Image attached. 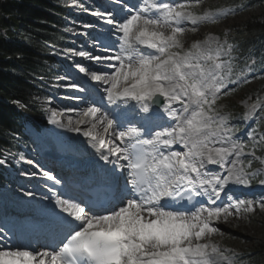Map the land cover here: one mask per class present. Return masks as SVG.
I'll return each instance as SVG.
<instances>
[{
	"label": "snow or ice",
	"instance_id": "obj_1",
	"mask_svg": "<svg viewBox=\"0 0 264 264\" xmlns=\"http://www.w3.org/2000/svg\"><path fill=\"white\" fill-rule=\"evenodd\" d=\"M202 4L77 5L93 19L83 23L84 32L66 31L87 40L63 51L72 63L52 90L68 89L61 103H79L58 111L49 97L45 111L48 123L85 138L95 163L69 182L32 159L16 160L38 169L19 175L38 178L34 187L46 191L37 200V191L21 187L36 200L38 236L25 244L0 232V264H243L216 237L229 218L264 212V197L231 194V186H264V125L241 139L243 129L230 123L220 102L249 77L264 79V59L241 64L227 33L186 44L187 33L234 15L251 0L201 10ZM249 99L243 119L258 110L264 120V99Z\"/></svg>",
	"mask_w": 264,
	"mask_h": 264
},
{
	"label": "trees",
	"instance_id": "obj_2",
	"mask_svg": "<svg viewBox=\"0 0 264 264\" xmlns=\"http://www.w3.org/2000/svg\"><path fill=\"white\" fill-rule=\"evenodd\" d=\"M234 4L249 0H230ZM262 0H251L260 14L229 26L231 38L241 50L259 48L264 55V7ZM64 0H0V153L16 149L23 113L39 120L37 79L48 76L52 59L48 52L64 40L62 17ZM264 84L249 88L252 95ZM20 105H23L21 107ZM3 176L0 173V184ZM246 264H264V240L247 247Z\"/></svg>",
	"mask_w": 264,
	"mask_h": 264
},
{
	"label": "rangeland",
	"instance_id": "obj_3",
	"mask_svg": "<svg viewBox=\"0 0 264 264\" xmlns=\"http://www.w3.org/2000/svg\"><path fill=\"white\" fill-rule=\"evenodd\" d=\"M227 1H230V0H205V1L203 0V4L201 6V10H203L205 7H207L209 5H210L209 7L223 6V4H224L223 2H227ZM80 3H83L84 5H85V3H88L89 6L93 5V4H91V0H81V1L80 0H69L67 2V5L69 6V13L73 17L72 18L65 17V19H64L63 28H64V31H65V34H66V39H65V43H64L65 46H63L57 52V55H56L59 61L60 60L63 61V62L65 61V62H67V64H70V63H69V60L62 54L63 51L66 48H70V47H75L76 49L82 48V43L81 42H82V39L85 38V36H83V35L79 36V37H82L81 40L77 39V37H72L71 38V36L73 34L68 32V31H66V29L70 28V27L74 28V30L77 33H81V32L86 31L82 27L83 23L80 24V22L78 21V17H77V15L80 14L79 13L80 11L77 12L76 8H79L77 5L80 4ZM228 3L229 4H227V6H235L231 2H228ZM260 6L264 7V3H262ZM257 14H260L258 5L257 6H252L251 5V6L247 7V8L238 9L234 15H230L226 19H221L218 23H216L214 25H204L205 26V30H204L202 35L204 36V34H206L207 32H211V31L212 32H215V31L222 32L224 30L227 31L229 29L230 25L236 24V23L241 22V21H244V20L248 19L250 16L257 15ZM83 15L84 16H89L90 14L84 12ZM89 20L90 19L88 18V21ZM73 22H75V23H73ZM208 34H211V33H208ZM203 36H201L199 39H202ZM69 42H70V44L68 45ZM186 44H188L187 41H186ZM189 44H191V43H189ZM67 45H68V47H67ZM55 69L57 70L56 74L53 73L48 78V80H49L48 84L49 85H48V90H46L47 93L41 94V96L39 98V103H40L39 107H41L43 109H45L46 107L49 106V105H46L45 102L50 97V93H51V95H53L52 81L54 80V83H58V81H56V76L58 74L62 75L64 73L65 69H66V66H64V68H62L61 65L59 64V67L57 66V68H55ZM249 79H250L249 83L240 84L239 86L235 87V90L232 91L231 95H228L227 97L223 98V100L220 103H222V104H224L226 106L228 104H231V103L235 104V105L242 104L244 106L245 103L241 102V100H240L243 96L246 97V100H249L251 102V100L247 96L246 90H248L249 87L253 88V87L259 86L260 84H264V79H252V78H249ZM67 92H69L68 89H65V92H61L60 91L58 94L55 93V95L52 96V99H55V101H57V96H62V94L65 96V95L68 94ZM58 98H60V97H58ZM64 101H67V100H64ZM239 102H241V103H239ZM59 103H61V102H59ZM67 103L68 104H73V103H70V101H67ZM74 103H77V102H74ZM225 109H227V107ZM46 114L43 113L41 116H42V118H44L48 122ZM26 128L28 129V126H26ZM48 128H50V125H49ZM43 132L46 133L47 130L45 129ZM41 137H42V134L40 136V139H41ZM59 137L63 138V141H65V142L67 141V140H65L64 137H62V136H59ZM66 143H68V141ZM27 147H28V145H26V148L24 150H22L23 148H21L22 151H21L20 154H11V155L5 156V158H7L6 159V164H7V162H10L11 166L8 165V167H10L12 169L11 170L12 171L11 172L12 176L10 174L11 177L9 176L8 180H10L13 176H15V177L17 176V178H18L19 173L22 171V168H23L22 165L24 163L17 164L16 160L19 159L21 156H23L25 159H28V158H30L31 154H34L32 152V148H27ZM36 149L39 150L38 147ZM26 151L28 153L27 156L25 155ZM1 159H3V158H1ZM24 167H26V163H25ZM24 170H25V168H24ZM19 177L22 178L23 181H29L28 179L26 180V178H24V177H21V176H19ZM18 185H22L23 186L21 181L19 182ZM9 188H10V186L8 184H6L3 187L2 192H5ZM14 189L13 190L9 189L6 192L12 194ZM20 189H21V187L16 189L17 191H14L13 194L17 193ZM44 191H46V190L44 189ZM4 195L10 196L8 194H4ZM234 220H235L236 224H235V226L234 225L231 226L232 230L225 231L223 229L224 232H225L224 233L222 231L223 232V236H217L216 237V239L222 244V246H224V247H226V248H228L230 250H234L237 247L238 248L247 249L248 245H251L255 241H263L264 240V212H261L259 209H257L254 213L245 214L244 216H242L239 219L234 218Z\"/></svg>",
	"mask_w": 264,
	"mask_h": 264
},
{
	"label": "bare ground",
	"instance_id": "obj_4",
	"mask_svg": "<svg viewBox=\"0 0 264 264\" xmlns=\"http://www.w3.org/2000/svg\"><path fill=\"white\" fill-rule=\"evenodd\" d=\"M205 1V0H204ZM91 21L92 18H89ZM205 30V26L202 25L198 32H196L195 34L193 33H187L185 36V40L189 43H192L195 40H198L201 36H203V32ZM87 40V37L85 36V38L82 39V42ZM81 42V43H82ZM72 46V45H71ZM82 47H84V44L82 43ZM75 48V47H74ZM77 60H79L80 58L77 57ZM86 63V62H85ZM61 92H65V89H61ZM68 93V92H67ZM74 104V103H73ZM64 105H69L67 103V101H64L63 103H59L58 101H55V99H53V104L51 105V107H56L58 111L62 110ZM74 115V114H73ZM47 132H42V137L39 140H36L37 143V147L39 148V150L36 149L35 152H33L34 154H31L30 158L28 159H32L34 160L36 163H38L40 166H42L45 169L49 168V163L48 161H51L53 159H55L56 157H58L56 155L55 152H60L63 153V155L65 156H72L74 158H76V160H78L80 163L85 159L88 158L89 159V163H87L86 165L89 166L91 165V163L93 162V160H95V157L92 155V149L89 148V146L84 150V151H77L76 147L80 142H86L85 138L82 137L80 134L78 133H74V132H69L66 129L60 128L56 125H52L50 124V128H46ZM51 135H55V136H62L65 138V140L68 141V143L64 144L62 143V145H60L61 147L58 149L56 147V144L53 142V139L51 138ZM63 139V138H62ZM66 141V142H67ZM88 145V144H87ZM45 155L48 157L49 155L51 156V160H47V157H45ZM57 163V161H52V166ZM25 170L28 171H32V170H37L33 168V166L27 165L25 167ZM26 178V180L28 179L29 181H23V189L25 191H37V188L34 187L38 184H40L41 182L39 181L38 178H31V177H26V176H21ZM48 183H51L50 181ZM22 187V186H21ZM13 190V189H11ZM40 191H44L42 184L39 188V190L37 191V200L39 199V192ZM4 194H8L10 196L4 195ZM1 198L3 200H8L10 202H20L21 206H25V209H30L33 211V213H39L37 205H36V200H33L27 196H24L23 193L19 190L17 193L15 194H11V193H3L1 195ZM235 217H231L229 218V222L226 223H220L219 226L221 227L222 231H230L231 226L236 224ZM224 229V230H223ZM235 230V229H234ZM225 233V232H224ZM20 239L21 243H28L29 241L25 240V239ZM32 240V239H31ZM35 240V238H34ZM32 240V241H34ZM40 243L43 244L45 243L44 241H42L41 239Z\"/></svg>",
	"mask_w": 264,
	"mask_h": 264
}]
</instances>
